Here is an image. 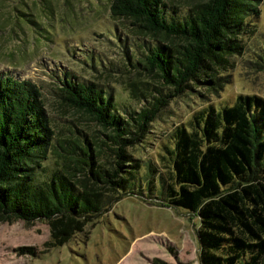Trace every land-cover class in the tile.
I'll return each instance as SVG.
<instances>
[{
    "label": "trees",
    "instance_id": "obj_1",
    "mask_svg": "<svg viewBox=\"0 0 264 264\" xmlns=\"http://www.w3.org/2000/svg\"><path fill=\"white\" fill-rule=\"evenodd\" d=\"M109 1L115 18L171 39L145 55L169 90L122 115L108 91L65 73L62 103L109 131L115 160L108 167L88 139L55 136L39 86L0 73V221L46 220L49 243L58 246L122 196L137 195L195 215L199 264H264L263 96L240 92L230 105L210 103L193 112L162 144L163 163L149 162L146 172L127 150L169 99L195 84L216 90L227 83L220 73L243 49L239 35L247 32V17L259 13L260 0H187L194 5L176 18L163 0ZM49 154L55 159L50 169L42 164Z\"/></svg>",
    "mask_w": 264,
    "mask_h": 264
},
{
    "label": "rangeland",
    "instance_id": "obj_2",
    "mask_svg": "<svg viewBox=\"0 0 264 264\" xmlns=\"http://www.w3.org/2000/svg\"><path fill=\"white\" fill-rule=\"evenodd\" d=\"M163 1L173 18L194 5ZM257 7L259 13L247 17V32L239 35L243 49L229 57L231 66L220 73L228 77L227 83L216 90L195 84L169 99L148 132L127 149L143 163L142 171L149 162L163 163L158 156L162 144H168L171 130L186 124L193 112L210 103L217 109L230 105L240 92L264 97V0ZM109 9V0H0V73L39 86L55 136L88 139L100 152L98 162L113 167L109 131L62 103L61 81L69 72L75 80L94 82L112 94L122 115L139 110L169 90L156 71L148 69L145 55L150 46L171 39L144 33ZM54 160L49 154L42 164L50 169ZM148 182V177L142 182L147 190ZM160 183L157 176L155 186ZM47 223L0 221V264H199L195 215L137 195L122 196L58 246L49 243Z\"/></svg>",
    "mask_w": 264,
    "mask_h": 264
}]
</instances>
